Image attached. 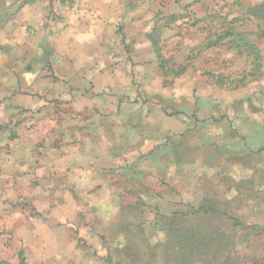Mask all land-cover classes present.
<instances>
[{
  "label": "rangeland",
  "instance_id": "obj_1",
  "mask_svg": "<svg viewBox=\"0 0 264 264\" xmlns=\"http://www.w3.org/2000/svg\"><path fill=\"white\" fill-rule=\"evenodd\" d=\"M228 30L264 61V0H0V264H264V67L214 84L250 71Z\"/></svg>",
  "mask_w": 264,
  "mask_h": 264
},
{
  "label": "trees",
  "instance_id": "obj_2",
  "mask_svg": "<svg viewBox=\"0 0 264 264\" xmlns=\"http://www.w3.org/2000/svg\"><path fill=\"white\" fill-rule=\"evenodd\" d=\"M228 38L230 39V44L232 45V47L237 48L240 54L247 56V60L249 63L248 67L250 68V71L244 72V74L240 78L230 80V82H227L228 80L223 76H219L214 73L211 74L207 72L206 75L210 77L214 84L219 88H224L229 84L234 87L233 89L244 88L247 87L250 83L259 81L263 75L264 67L262 50L258 47L257 44L247 38L244 34L236 33L234 30H228L226 34L218 36L217 42H223ZM149 40L152 43L158 59L161 60V69L166 70L165 63L162 60V55L158 44L159 38L156 32H153L149 36ZM21 257L24 259L23 254H21Z\"/></svg>",
  "mask_w": 264,
  "mask_h": 264
},
{
  "label": "crops",
  "instance_id": "obj_3",
  "mask_svg": "<svg viewBox=\"0 0 264 264\" xmlns=\"http://www.w3.org/2000/svg\"><path fill=\"white\" fill-rule=\"evenodd\" d=\"M75 110L93 113V107L91 106H81L75 108ZM97 127H99V124H97ZM87 147L85 145L83 146L81 154H73L72 156L65 158L64 163L67 166L69 164L71 168L68 177H71L74 180H84V182H87V186L85 187L86 192L91 193L92 188L90 187L96 184L94 183L93 178H98L99 174L102 172V167H107V165L112 162L111 159L101 160L100 157L102 155L101 153H103V149H101L102 146L99 139H97L91 146ZM70 211L73 212V208ZM66 212L69 213L67 210ZM58 242H60V239L55 237V243Z\"/></svg>",
  "mask_w": 264,
  "mask_h": 264
}]
</instances>
